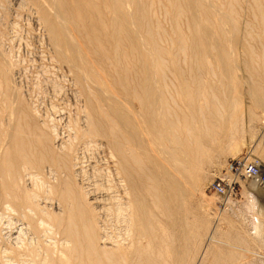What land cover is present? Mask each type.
Segmentation results:
<instances>
[{"label":"bare ground","instance_id":"bare-ground-1","mask_svg":"<svg viewBox=\"0 0 264 264\" xmlns=\"http://www.w3.org/2000/svg\"><path fill=\"white\" fill-rule=\"evenodd\" d=\"M23 1L25 2L24 4L22 3ZM231 1L228 2L229 4L227 6H229L228 7L229 10L228 12H226L227 9L224 7L226 9L224 10L223 8L224 4L222 5L217 4V2L214 0H170L171 2L170 4L172 5L168 4L170 5L169 8H171L172 6L174 9L173 12L171 11L173 13V16L172 15L171 16L175 24V31L173 30V26H172V30L175 32V33L173 32L175 36L171 39L172 41L169 39V37H167L168 40L170 41V45L168 44L165 45V43L167 42L165 39V43H163L165 37H163L164 35H162V34H165L163 33L164 28L160 29L162 30V34H160L161 31H159V33H156L158 32L156 31V29L162 26H160L161 23L158 21V19L157 21L155 19L154 22L156 23L158 22L160 23V25L158 23L157 24L153 23L152 18H151L152 12H150V10L153 7L150 8V3L153 2V0L152 1L151 0H22L21 3L23 4V10H25L24 7H27L26 5H28L29 8L28 7L27 8L30 9L33 13H31L27 9L30 12V15L28 14L29 12L27 13V11H26V14H28L29 16L34 14V19L36 20L37 23L32 22V21L31 22L36 24L35 26L39 25V23L40 25L44 26L45 30L47 31L49 40L50 42H52V45L55 49V54H57L59 59H62L68 63L71 69L75 72V73L74 72L72 73L76 75V78H78L77 80H79L80 82L81 92L85 98V99L83 98L85 101V106L83 108L84 110L82 109L83 110L82 113H84L83 115L84 117L82 121L84 120L85 124L83 127L84 129H82L81 131L79 129L77 130L76 128V131L79 132V136L76 139L78 140L79 137L82 138V140L85 139V141H87L88 144L85 143L86 145H83V141L81 144L80 143L81 140L78 143H80L82 146H85V147L87 145H90L89 144L90 142L101 144L103 149L106 147L105 152L106 154H108V156H109V153H111V155L116 158V163L114 164H116L117 166V177L119 180L118 190L119 191H118V195L113 196L112 198L116 197V200H114L116 201L114 202L115 204L114 207H116L115 209L116 212L114 213H116L115 215L117 219L123 224L122 226H124V231H125V234H124L125 237L122 236L124 238V241L122 240L120 241L121 238L119 237V235L116 236L119 240L117 241L115 239L116 240V241L114 240L115 243L113 242L110 244L109 242H106L108 239L105 238L106 237L105 235L102 236V238L101 237L98 238L97 235H98L99 230L97 231V234H96L95 229L93 228V225L91 224L92 221H90V218L89 219L85 218L87 215L88 209L86 208L85 204H81V201L79 202V198L80 197L83 198L84 196H81L80 192H77V190H74V188L70 186L69 184L71 183L70 181L68 182L66 179L61 178L63 177L61 175H64L63 173L61 175L58 174L60 178H58V175H57V178L58 180L60 179L59 180L60 183H58L59 185L55 186V190H59L60 194L58 198L56 196L57 199L55 200H57L58 203H60L62 206L61 208L62 217L58 218L56 221L54 220V218L58 216L50 214L52 215L50 217H52L53 218L52 220H54V222L50 220L51 222H53L52 224H50L51 222L49 223L51 226L50 229L52 230V233H51L52 235L50 236L51 241L48 242L45 239L48 243V244L45 243V246H43L44 244L42 246L37 244V246H39L38 248L45 247L44 248L45 256L43 255V257H41L42 259L40 260H39L40 257L38 258V255L36 257L40 261V263L38 264H183L186 261L185 254L189 253L193 245L195 247L198 245L199 242L202 241V239H200L203 234L202 231H204L203 228L205 227L207 228L208 221H205L204 219L206 216L205 217L201 216V209L199 208V206L193 205V202H192L193 200H195L193 199V196H195L194 194L197 190V186H198V183H200L199 180L201 178V177L199 178L200 167L198 166L195 168L192 166L195 163V160H199V158L202 155H204V153L206 152V149L210 148V147L206 148V145H204L205 142L203 144V140H204L203 138L205 137L206 139V137H208L205 135L214 136L218 134L220 127H219L218 122L213 121L217 123L218 125H216L213 122H210V117L208 118L207 114L205 115V111L207 108L205 109L206 107V106L204 107L205 102L204 101L202 102L201 100V99H205V97L202 96L200 100L197 99L198 101H201L204 104L203 106H201L199 103H198L199 105L196 103H193V99L194 101H197L195 100L194 96L196 95V93L202 90L201 88L205 86V83L207 82L206 79H208L209 76L218 75L217 73L221 74V76H223L222 74H227V73L231 74L240 67L239 64H237L234 61L235 60L234 53L236 50V48L234 49V46L235 47L237 46L238 48L241 46L240 45L241 42H239L238 39H235V35L237 34V32L239 33L240 32L246 33V32L239 31L240 30L239 25L237 26L236 25L237 21H235L237 20V18L233 19L231 16L233 15L232 14L233 9L236 8L237 10V7L234 6L235 3L233 4V2ZM153 4L154 2L152 3L151 6H153ZM238 8L242 10V8L240 7ZM257 9L259 10V13H260L259 18L261 17L262 25L264 28V7L260 4V5H257ZM189 12L192 14L190 18L188 17L190 20L188 23L187 32H190V33L187 36L185 32H183V29H184L182 28L183 24L182 23L180 24L182 26L181 27L179 25L180 23L179 21L187 13L190 14ZM169 14L170 12L167 15ZM251 16L252 15H250L249 17ZM185 17L186 16H184V18ZM251 20L253 21V19ZM244 21H245V18H244ZM246 21H248L247 18H246ZM246 21L242 25V27L247 26ZM250 21L248 22L251 23ZM186 23L187 22H185V24ZM252 26L251 28L250 27L249 28L252 29ZM43 33L44 35H46L45 32ZM253 35H250L251 38ZM165 36L167 35L165 34ZM247 37L246 39L248 41ZM255 37L256 36H254L253 39ZM162 38H163V41H162ZM256 39L259 40L260 38L259 39L256 38ZM262 39L263 37H261V40ZM250 41L251 40L249 39V42ZM255 41L254 43H256ZM259 42L261 43V41ZM52 45L50 44L49 46L52 47ZM240 48H241L240 51H244L242 50V47ZM3 50L4 49H1L0 52ZM1 54L4 55L5 53L3 52ZM244 54H246V52ZM257 54L255 53V55ZM259 55H262V54H259ZM248 57L247 59H249ZM3 58L4 57H2V59ZM8 59L9 58L4 59V61ZM167 59L170 61H167ZM247 59H244V60H247ZM55 60H58V59H55ZM1 61L2 60L0 59V62ZM168 62H170L169 66L167 65ZM6 63L8 64V62ZM182 63L185 65V67L184 65L182 67ZM1 64L2 65H0V101H1V104L3 103V105H8L9 100H11L10 92L12 90V85L10 81L7 80L6 74L7 75L9 74L7 72H9L10 68L7 66L9 68L8 69L5 66V64L3 63ZM95 64L97 65V67L95 66ZM246 64H247V61H246ZM98 66L102 70H99ZM247 67H248V64H247ZM247 67L243 66V68L240 67V69L245 70L247 69ZM259 67H260L259 68L260 70L262 65ZM255 69L257 70V68ZM243 71L241 70L240 73ZM244 72H246V70ZM244 72L243 74L247 75ZM230 74H227L226 76L229 75L231 77ZM9 76L10 75H8V78L10 79L12 76L10 77ZM226 76H223V77H226ZM260 76L262 77L263 75H260ZM215 77H218V76H215ZM5 79L6 81H4ZM210 83H213V79H212V82L210 81ZM215 90H217L216 93L219 91L218 89H215ZM215 90L213 94H215ZM252 90L253 89H251V92ZM203 92H204V89H203ZM205 93H202V94H205ZM208 93H210V91ZM211 93L209 95H211ZM255 94L253 95L252 93V96H255ZM216 96L218 95L216 94ZM259 97L261 96L259 95ZM259 97H256V96L252 97L253 98L252 101H254L255 98L258 99ZM181 99H183V102H181L182 101ZM207 99L208 97L206 98V100ZM258 100L257 102H255L256 100L254 102L258 103L259 104L258 106H260V103L263 102V99L261 100L262 102L260 101V103ZM13 101H10V102H13ZM181 103L182 104L185 103L186 106L184 104L183 106H181ZM255 103L253 104L254 105L253 108L256 109L257 105L255 106ZM263 104L264 103H262V105ZM184 106L186 107L185 110L187 109V111L183 110ZM208 106H209L208 108L210 109V103ZM219 106H221V104ZM3 107H2V110H3ZM6 108L10 109L9 107L5 106V110H7ZM0 111H1V108H0ZM211 112L213 114V109ZM219 112H220V109L218 110V113L216 114L220 115ZM15 113H12V114L16 115ZM4 114L5 113H3L2 115ZM216 114L214 116H216ZM6 116L7 114L4 116V119ZM217 117H215V119ZM206 118H208L209 120L207 119L205 123L204 120ZM217 120L218 121L220 120L219 122H221L220 118H218ZM5 121H8V120H5ZM10 121H11V116H10ZM1 123H0V137L2 138V135L4 137L5 135H7L8 138L5 137L6 138L5 141L7 140L9 147H10L9 143L11 141V138H12V141L15 140L16 142L14 143L13 141V144L15 145L17 149L16 155L19 157V159H22V160L26 159L27 156L25 153L26 151H25L24 144H23V147L22 146L21 148L19 147L21 143L24 142V135L25 137L27 136L25 132H24V135H21L22 126L20 125L19 126L20 130H18V127L14 129L15 128L13 126L14 121L13 122L11 121L12 125L10 124L9 121L5 123V126H2L4 124L1 125ZM221 123H223V121ZM226 126L228 127V125ZM34 129L36 128L34 127L33 131ZM222 129L223 130L221 131L224 132L225 128L223 127ZM19 131H21V133ZM227 132H228V128H227ZM41 135L42 134H40V136ZM233 135L235 134L233 133ZM33 137L35 138V136ZM51 138L52 137H49L50 140ZM53 138L55 140L57 137L55 138L53 136ZM211 139L213 142V138ZM220 139L221 138L219 137V142H220ZM27 140H28V137H27ZM41 140H43V138ZM1 141L3 142V139ZM73 141L75 142V139H73ZM204 141L209 142V139L207 138V140H204ZM45 142L47 143V140ZM209 144H212V143H209ZM63 145L64 147H66L65 143ZM63 145L61 146L63 147ZM93 145L94 143L91 144V146ZM43 147L45 148V146ZM33 148H35V146ZM40 148H42V146ZM51 148H52V145H51ZM10 149L11 148H9V151ZM13 149L16 150L14 146H13ZM106 149H108L109 153H107L108 151H106ZM76 151L78 152V150ZM10 152H13V151L11 150ZM63 152L64 151L62 150V153H61L62 157L65 158V156L63 155ZM67 152L68 151H65L64 153H67ZM4 153L7 154L8 152H3V154ZM48 153L50 152L48 151ZM48 153L45 151L44 156H46V154ZM30 155H31L30 157H33L31 152H30ZM112 156H109V158H111ZM7 157L5 155V158ZM30 159L28 162H31ZM33 159L35 160L34 157ZM36 160H35V163H36ZM4 161L6 162H3L0 165V171H1L0 177H2L1 182L3 185L2 187H4L3 189L4 196H6V199H8L7 196L13 197L14 202H17V204H20L22 206L31 204V207H32L33 204L31 203L32 198L30 194L24 193L26 195V198H22L21 200H18L19 195L17 196L14 194L18 192V191L14 192V186L15 185L17 186V184L14 183L16 182L14 181V179L19 177V175L17 176V174H19L18 169L20 167L17 168V166L14 165L16 166L17 168L16 169L11 163H7L8 161L7 159L6 160L4 159ZM24 161L26 160H23V162ZM40 161L41 160L39 159V163ZM112 161H114V159ZM35 165H38V161ZM57 165L58 164H56V166ZM68 165L75 166V165H70V164H67L65 166H68ZM113 170L111 171V168H110L111 172H113ZM73 171L75 170L73 169ZM76 171L74 173H76ZM80 171H83V169L82 170L80 169ZM64 172H66V170H64ZM68 173H70V171L66 172V174ZM107 175L106 177H108ZM32 177H34V174ZM74 177L76 178V176ZM69 178H71V175ZM44 180L46 179L44 178ZM54 180L52 182H55ZM58 180H56V182H58ZM49 182H47L49 184V185L47 184L48 188H50L51 186ZM251 183H252V187L257 190L259 196L264 199V186H261L254 181H252ZM18 185L20 186L19 183ZM42 185L43 184L41 185L39 184L38 188H43ZM17 188L19 187L17 186ZM51 189H50V192H51ZM116 189H115V192H116ZM52 190H53L52 192L55 191L54 189ZM98 190H101V189H98ZM105 190H106V187H105ZM110 190L112 189L110 188ZM198 190H199V186H198ZM1 192L2 191L0 189V193ZM89 192L91 193V191ZM112 195H110V197ZM34 200H33V203H34ZM10 203H12V206L15 204V203L13 204V202H10ZM6 205H3V206H6ZM34 205L36 204L34 203ZM8 206H10V204ZM258 206L259 208L261 206V209H262L261 211L260 209L258 210L259 215H262L264 217V204L262 205L261 203H259ZM87 207H90V206H87ZM17 209L18 208L16 207L15 210ZM30 210L33 212L34 209L30 208ZM35 210L36 211L38 210L40 212L41 211L45 212L39 206H37V209ZM31 214L30 216L32 217ZM33 214L35 215L36 213H33ZM46 214L48 216V213ZM94 219L96 220V217ZM40 220H42V218ZM42 222H40V224ZM215 226L216 225H214V227ZM38 227L39 226H36V228ZM254 228L256 229L257 234L259 235L261 234L264 236V221L259 222ZM60 235H62V238L60 239L62 243L60 242V245H59L58 236ZM100 239L101 240L103 239V240L101 241ZM39 240L40 239H38L37 241L39 242ZM99 240L101 243L99 242ZM42 242H44V240H42ZM42 242L40 240L39 243L41 244ZM108 244L109 245L113 244V245L110 247L108 246ZM207 244L209 243L207 242L206 245ZM28 245L31 246V243ZM200 245L202 246V244L199 243V246ZM207 246H209L208 248L211 247L210 245H207ZM58 247H60V249ZM200 248L197 251L193 250L196 253V255L198 254V251H200ZM23 249L25 250V246ZM32 249L34 250L35 247H33ZM26 250L28 251L27 252L28 254H30L29 252L31 251V254L34 252L35 253L34 256H36V253H37L35 252L36 249L33 252L32 250H28L27 248ZM41 250L42 248L39 250V252ZM193 251L191 250L192 254H193ZM221 251L223 252L224 250L221 249ZM25 252L26 251H24V253ZM11 253H13V251H11ZM204 254L208 255V252H206V248L204 249L203 255ZM22 255L24 254L22 253ZM206 257L209 258L208 256ZM202 261L204 262V260ZM202 261L200 260V262ZM195 262L197 261H194V263ZM206 262H207V259H206ZM216 262L219 263L221 261H216ZM30 263L34 264V262L33 263L29 262L25 264H30ZM250 263L254 264L255 262L253 263V260H252ZM260 263L261 262H259V264Z\"/></svg>","mask_w":264,"mask_h":264},{"label":"rangeland","instance_id":"rangeland-1","mask_svg":"<svg viewBox=\"0 0 264 264\" xmlns=\"http://www.w3.org/2000/svg\"><path fill=\"white\" fill-rule=\"evenodd\" d=\"M167 1H169V2H167ZM167 1L166 0H153L155 5L153 4V6H151L153 2L150 3V8H152V7L154 8V9L152 8L153 10L151 9L150 12H152L151 18H152L153 23H156V22H154V20L156 19V21H157V19H158V21L161 23V25H160V23H158V22L157 23L160 26H162V27H159L156 29V31H158V32H156V31L155 32L159 33V31H161L160 34H162V30H160V29L164 28L163 30L165 32L163 31V33H165L167 36H165V34H162V35H164L163 37H165L164 41L162 38V41H163V43H165V39H166L167 43H165V45H167V44L170 45V41L168 40L167 37H169V39L171 40L175 36V34H174L175 33L174 32L175 31V24L172 20V16H173L172 12L174 9L172 6H171V8H169L170 5H172V4H170L171 3L170 0H167ZM214 1H216L217 4H220V5L224 4L223 8L225 7L227 10L225 8H224V10H226V12H228L229 6H227V5L229 4L228 2L231 0H229V1L228 0H214ZM237 1L236 0L231 1V2H233V4L235 3L234 6L237 7V10H236V8L233 9V13H232L233 15H231V16L233 19L237 18V20H235V21L238 22V23L236 22V25L237 26L239 25V28H240L239 31L246 32V33L237 32V34L235 35V39H238V41L241 42L240 47H242V50H244L246 52V54H244L245 53L244 51H240L241 50L240 47L238 48L237 46L236 47L234 46V49L236 48V50H237V51L235 50V53H234V59H235L234 61L237 64H239V66L241 68H243V66L247 67V64H248L249 69L247 67V69H245L246 72H244L245 70L240 69V67H239L238 69H240V70L237 69L235 72H233L231 74L227 73V74H230L231 77L229 75L226 76L227 74H222L223 76H226V77H223L219 73H217L218 75H211L208 78L209 80L206 79L207 80V82L205 83L206 87L204 86L203 88H201L202 90H200L194 96L195 100H197V99L200 100V98H202V96L205 97V99H201L202 102L203 101L205 102L204 103L205 105L201 101H198V100L194 101V99H193V103H196V104L199 103L201 106L204 105V107L206 106L205 109L207 108L206 109L207 112L205 111V115L207 114V117L208 118L210 117V122H213V121L218 122L220 128H219L218 134H216L214 136L205 135L208 137H206V139L204 137L203 139L207 140V138H208L209 142L203 140V144L205 142L204 145H206V148H209V147L210 148L206 149V152L204 153V155H202L199 158V160H195V163L192 166L195 168L198 166L200 167L199 178L201 177L199 180L200 183H198L199 190H198V186H197V190L194 194L195 196H193V199H195V200H193L192 202H193V205L199 206V208L201 209V216H203V217L206 216L204 219H205V221H208V222H207V228L206 227L203 228L204 231H202L203 234H202V237L200 238V239H202V241L199 242L200 244H202V246L200 245L201 248L199 246V243L197 246L194 247V245H193L191 247L192 251L193 250L197 251L200 248L201 252L198 251V254H197L200 257H198L194 251H193V254H194L193 255L191 250H190L189 253H187L188 255L185 254L186 261L184 259L185 263H183V264H186V263L187 264H189V263L190 264H200V263L201 264H206V263L207 264H249L252 260H253V263L255 262L254 264H259V262H261L260 264L264 263V236L261 234L260 235L257 234L256 229L254 228L259 222L264 221V217L262 215H259V211H258L259 209H260V211L262 210L261 206L259 208L258 205H259V203H261L263 205L264 199L262 197H260L257 190L252 187V183H251L252 181L244 178L243 176H239V177L234 176L236 178V179L234 178V181L236 182V189H235V192L231 196L219 195V194H216L214 192V190H210V187L212 186L213 182L216 179H218V178H232L233 177V175L230 171L229 163L237 157L247 156V157H250V159H255V160L259 161L264 166V115H263L264 114V107H263L264 104L262 105V103H264V84H263V82H264V80H263L264 79V50H263L264 49V42H263L264 41L263 40L264 35H262V34H264L263 33L264 28L262 25L261 17L259 18V16H260L259 10L257 9V5H260V4L264 7V2H263L264 0L263 1L262 0H247V2H246V0H237ZM0 2H2V3H0V32H1L0 33V44H1L0 50L4 49L3 51L0 52V59L2 60L0 62V65H2L1 63L5 64L6 62H8L9 65L6 63L5 66L6 67L8 66L10 68L9 69L7 67L9 69V72H7V73H9L8 75L12 76L9 79L8 75L6 74L7 80L10 81V83L12 85V90L10 92V95H11L10 99L11 100H9L8 105H3V103L1 104V101H0V104H1L0 105V108H1L0 115L3 116V117L0 116L1 117L0 121L3 122V123H1V122L0 123H1V125L4 124L2 126H5V123L8 121L10 122V124H11V121L12 122L14 121V123L17 122L16 124L13 123V126L15 127L14 129H16V127H18V130H20L19 126L21 125L22 126V128H21L22 133H21V131H19V132L21 133V135H24V132L27 135L26 137L24 135V142L21 143V145L19 146L20 148H21V146L23 147V144L25 146L26 152L25 151L24 152L26 153L27 157H26V159H23V160H26L24 162L22 159H19V157L16 155L17 149H16L15 145L13 144V141H14V143L16 141L15 140L12 141V138H11V141H12V143H11V141L8 140V141H10V143H9L10 147H9L7 140L5 141V139L8 138L7 135H5L6 138L3 135H2V138L0 137L1 138L0 139V142H1L0 148L2 149V150L0 149V154L2 153L0 156V165L3 162H6V161H4V159L5 160L7 159L8 160L7 163H11L13 166L16 165L17 168L20 167L18 169L19 174H17V176L19 175V177L14 179V181H16L14 183H16L20 189L17 188V186L14 184L16 186V187L14 186V192L18 191L17 193H14V194L17 196L19 195L18 200H21L22 198H26V195L24 193L30 194V196L32 198L31 203L33 204V206H35V207L32 206L33 207L32 208L31 204L30 205H23V206L20 204H17V202H14L13 197L7 196V198L9 200L6 199V196H4V194H3L4 187H2L3 185L1 182L2 177H0V183H1L0 189L2 191L0 193V264H25V263H29V262H32V263L34 262V264H38V263H40L39 260L42 259L41 257H43V255L45 256V252H44L45 247L38 248L39 246H37V244H39L41 246L44 244L43 246H45V243L48 244L47 241L48 242L51 241L50 236L52 235L51 234L52 230L50 229V227H51L50 224H52L54 222V220L57 221L58 218L62 217V210H61L62 206L60 203H58L57 200H55L58 198V196L60 194L59 190H55V186L59 185L58 183H60L59 182L60 179L58 180V178H60L59 175H61L62 173L64 175H61V176H63L61 178L66 179L68 182L70 181L73 185L72 186L71 183H69L70 186L72 188H74V190H77V192H80L81 196H84L83 198L82 197L79 198V202L81 201V204H85L86 208L88 209L87 211L89 213L87 212V215L85 218H87V219L90 218V221H92L91 224L93 225V228L95 229L96 234H97V231L99 230L97 237L102 238V236L105 235L106 236L105 238L108 239L106 242H109V244H110L113 242L115 243L116 240L118 241L119 239L116 236L119 235V237L121 238L120 241L121 240L124 241V238L122 237V236L125 237L124 226H122L123 224L117 219V217L115 215L116 213H114V212H116L115 211L116 207H114L115 206L114 202H116L114 200H116V197H114L115 199L112 198L113 196H117L118 191H119L118 190L119 189V180L117 177V166H116V164H114V163H116V158L113 157L111 155V153H109L108 149H106V151H108L107 153H109V156H112L111 158H109L108 154H106V152H105L106 147L103 149L101 144L93 142L94 143V145H93L94 148H93V146H91V144H93V143L90 142L89 143L90 145H87L88 146V148H87V146L85 147V146L81 145L82 141H83V145L88 144L87 141H85V139L82 140V138H80V137L78 138V140L76 139L79 136V132L76 131V128H77V130L79 129L80 131L82 129H84L83 127H84L85 121L84 120H83L84 122L82 121V119L84 117L83 116L84 113H82V112H83V110H84L83 108L85 106V101H84L85 98L81 92L80 82H79V80H77L78 78H76V75H74L75 72L71 69V67L68 65L67 62H65L62 59H59L57 54H55V49L52 45V42H50V40H49V37L47 35V31L45 30L44 26L40 25V23H39V25H37L38 26V28H37V26H35L36 24L32 23V22H35V23H37V22L34 19V14L31 15L32 17L29 16L30 12L31 13H33V12L30 9H28L29 8L28 5L25 4L28 8L24 7L25 10H23V4L25 3L24 1L22 2V0H3V1L0 0ZM5 3H7V4H5ZM166 4H167V6H166ZM168 4H170V5H168ZM238 4L241 5L242 7L239 6ZM21 7H22V9H21ZM238 7L242 8L243 11L241 9H239ZM254 8H256L257 10ZM169 9H170V11H169ZM26 11H27V13L29 12L28 13L29 15L26 14ZM165 11H167V12L169 11L170 14L167 15L169 12L167 13ZM153 12H155L156 15ZM252 12H254L256 14H254ZM237 13H239V14H237ZM191 14L192 13H190V14L187 13L186 15H184L186 17L184 18V16H183L184 19L181 18L179 21L180 22L179 25L181 23L183 24L182 25L183 27L181 25L180 26L182 28H184L183 32H185V34L187 36L190 33V32H187V30H188L187 28H188V23L190 20L189 18L191 17ZM250 15H252L251 16L252 18L249 17ZM233 16H235V17H233ZM186 18H187V20H186ZM244 18H245V21H246V18L248 21H250L251 19H253V21L251 20L250 21L251 23L246 21L247 26L242 27V25L245 23ZM4 20H6V21H4ZM184 20H185V22H187L186 24H185ZM240 20H241V22H240ZM172 26H173L174 31L172 30ZM251 26H252V29L254 28L253 30L250 29ZM185 27H186V29H185ZM256 29L258 30V32ZM43 32H45L46 35H44ZM170 33H171V35H170ZM242 33L244 34V36ZM258 33H259V35H258ZM250 35H253L252 38ZM254 36H256V37L253 39ZM260 36L263 37V39H262L263 41L261 40ZM43 37L46 39H44ZM246 37L248 38V41H247ZM256 38H258V39L260 38V39L257 40ZM249 39L251 40L250 42H249ZM48 40H49V42H48ZM254 41L256 43H254ZM259 41H261V43ZM50 44L52 45V47L49 46ZM249 44H251V45H249ZM250 49H252V50H250ZM260 49H261V51H260ZM258 50H259V52H258ZM262 51H263V53H262ZM3 52L5 53L4 55L1 54ZM255 53L256 54L258 53V54L255 55ZM259 54H262V55H259ZM248 55H249V57H248ZM242 56H243V58H242ZM261 56H263V57H261ZM2 57H4V58L2 59ZM247 57L249 59H247ZM7 58H9V59L4 61V59H7ZM55 59H58V60H55ZM244 59H247V60H244ZM258 59L261 61H259ZM167 61H170V60L167 59ZM240 61H241V63H240ZM246 61H247V64H246ZM260 64L262 65V67L259 70V68H260L259 66H261ZM167 65L169 66L170 62H168ZM183 65L184 64L182 63V67H183ZM95 66L97 67L96 64H95ZM184 67H185V65H184ZM98 68H99V70H102L99 66H98ZM255 68H257V70ZM241 70L242 71L244 70L243 72L246 73L247 75L243 74V72L240 73ZM248 70H250V71H248ZM238 71H239V73H238ZM259 71L261 74L259 73ZM72 72H74V73H72ZM248 72H249V74H248ZM100 74H101V72H100ZM260 75H263V76L261 77ZM212 76H214V77H212ZM215 76H218V77H215ZM210 77H211V79H210ZM12 78L14 79V81ZM212 79H213L214 84L210 83V81L212 82ZM4 81H6V79ZM233 82L235 83V85ZM13 84H15V85H13ZM261 84H262V86H261ZM259 86H261L262 88ZM254 87H255L256 91H255ZM206 88L209 90H207ZM203 89H204V92H203ZM213 89L214 90L218 89L219 91L216 93L217 90H215V94H213V92H214ZM251 89H253L252 92H251ZM209 91H210V93L212 92L211 95H209L210 94V93H208ZM202 93H205L206 95L202 94ZM252 93H253V95L256 93L255 94L256 97H259V95L262 97L263 102L261 101L262 100L261 97L258 98L259 100L257 98L254 99V101L256 100L255 102H257V100L259 101V103H260V101L262 102V103H260V106H258L259 105L258 103H255L254 101H252L253 100L252 97H255V96H252ZM216 94L218 96H216ZM198 95H199V97H198ZM206 96L208 97L209 101H208V99L206 100V98H207ZM209 97L211 98V100ZM217 97H218V99H217ZM182 98H183V96H182ZM181 100H182L181 102H183V99H181ZM10 101H13V102H10ZM207 101H208V103H207ZM215 102L216 103L218 102L217 103L218 105ZM11 103H12V105H11ZM209 103H210V109L211 110L208 108ZM254 103H255V106L257 105L256 109L253 108ZM4 104H6V103H4ZM183 104L186 106L185 103H183ZM183 104L181 103V106H183ZM196 104H195V106H196ZM220 104L222 107L219 106ZM261 105H262V107H261ZM1 106L2 107L4 106L3 110H2ZM5 106L10 108V109L6 108L9 111L5 110ZM185 106H184L183 110H185V108H186ZM217 106L220 109V112H219L220 115L216 114V113H218V110H219L217 108ZM212 109H213V114L211 112ZM185 111H187V109ZM2 112L5 114L2 115L3 114ZM10 112H12V113L17 112V113H15L16 115H13ZM22 112L24 113V115ZM6 114H7V116L4 119V116ZM215 114H216V116H214ZM12 115H13V117H12ZM10 116H11V121H10ZM217 116H219V117H217ZM220 116L223 118H221ZM215 117H217V118L215 119ZM227 117H228V119H227ZM208 118H206L204 120L205 123H206ZM218 118H220L221 122L223 121V123L219 122L220 120L218 121L217 120ZM5 120H8V121H5ZM215 122H213V123H215ZM26 123H27V125H26ZM215 124L218 125L217 123H215ZM236 124H237V126H236ZM226 125H228V127ZM222 126L225 128L224 132L221 131V130H223ZM225 126L228 128V132H227V128ZM25 127H27V128L29 127V128L27 129ZM34 127L36 129H34V131H33ZM79 127H81V128H79ZM221 132H223V133H221ZM33 133H34V135H33ZM219 133H221V134H219ZM224 133H226V134H224ZM233 133L235 135H233ZM40 134H42V135L40 136ZM33 136H35L36 139ZM53 136L55 138L57 137L55 139L56 141L54 140ZM218 136L221 138L220 142H219ZM27 137H28L29 142L27 140ZM49 137H52L53 139L51 138V140H50ZM30 138H31L32 142H31ZM42 138H43V140H41ZM211 138H213V142H212ZM2 139H3V142L1 141ZM45 139L47 140V143L45 142L46 141ZM73 139H75V142L73 141ZM215 139H217V140H215ZM4 141L7 143H5ZM79 141L81 144L78 143ZM41 142H42V144H41ZM48 142H50V143H48ZM66 142H67V144H66ZM72 142H73V144H72ZM29 143H30L31 147H30ZM62 143L63 144L65 143L66 147H64V145ZM209 143H212V144H209ZM59 144H60V146L63 145V147L61 146V148H60ZM96 144H98V145H96ZM12 145L14 146V148L16 150L13 149ZM33 145L35 146V148H33L34 147ZM51 145H52V148H51ZM67 145H68V147H67ZM75 145H77L78 147ZM210 145H212V146H210ZM38 146H40V147L42 146V148H40ZM43 146H45V148ZM89 146H91V147H89ZM8 147L11 148L10 151L12 150L13 152H10ZM53 147H54V149H53ZM76 147H77V149H76ZM95 147L96 148L98 147V148L96 149ZM7 148H8V150H7ZM38 149H40V150H38ZM28 150H29V152H28ZM47 150L53 155L48 153ZM62 150L64 152L68 151L67 153L63 152V155L65 156V158L62 157V154H61ZM76 150H78V152ZM45 151L50 156L48 154H46L47 157L44 156ZM3 152H8V153L10 152L9 153L10 155L8 153L7 154L4 153L6 155V157L8 156L7 158H5V155L3 154ZM30 152L33 155V157L35 158V160L37 159L36 163L38 161V165H35L36 164L35 160L33 159V157H30L31 156ZM73 152H74V154L76 152L77 153L74 155ZM11 154H12V156H11ZM13 155H14V157H13ZM53 156L57 159H55ZM69 156H71V157H69ZM42 157H43V159H42ZM30 158H32V159H30ZM15 159H16V161H15ZM29 159L31 160V162H28ZM39 159L41 160L40 163H39ZM113 159H114V161H112ZM53 161H55V162H53ZM67 161H68V163H67ZM16 162H17V164H16ZM49 163H51V164H49ZM111 163L113 164V166ZM20 164H21V166H20ZM52 164L54 167L52 166ZM56 164H58V165L56 166ZM67 164L75 165V166H69V165L65 166ZM16 166H14V167L16 168ZM35 166L36 167L39 166V167L36 168ZM69 168H70V170H69ZM110 168H111V171L113 169H115V170H113V172H111ZM73 169L75 171L77 170L76 173L78 171L79 172L76 174V173H74L75 171H73ZM80 169L81 170L83 169V171H80ZM61 170H62V172H61ZM64 170H66V172L70 171V173H68L69 175L66 174V172H64ZM58 171H59V173H58ZM72 172H73L74 176H76V178L73 176ZM0 173H1V171H0ZM20 173H21V175H20ZM33 174H34V177H32ZM111 174H112V176H111ZM57 175H58V178H57ZM70 175H71V178L73 180L74 179H76V180L73 181L71 178H69ZM106 175L108 177H106ZM19 178L21 181L19 180ZM35 178H37V179H35ZM44 178L46 180H44ZM52 179L53 180L56 179V180H58V182H56V180H54L55 182H52L53 181ZM50 180H52V181H50ZM47 182H49L51 184L50 188H48L49 184ZM109 182H110V184H109ZM18 183L20 184V186L18 185ZM37 184L38 185L43 184L42 185L43 188H38ZM115 186L117 187V189ZM94 187H95L96 191H95ZM105 187H106V190H105ZM51 188L54 189L55 191L52 192L53 190ZM110 188L112 190H110ZM50 189H51V192H50ZM56 189H57V187H56ZM98 189H101V190H98ZM115 189H116V192H115ZM57 191H58V193H57ZM87 191H88V193H87ZM89 191H91V193ZM109 191L110 192L113 191V192L110 193ZM51 193H52V195H51ZM110 195H112V196L110 197ZM56 196H57V198H56ZM99 196H101V197H99ZM19 197H20V199H19ZM10 200H12V201H10ZM33 200H34V203L36 205H34ZM9 201L13 202V204L15 203L14 205H16V206H14V205L12 206V203H10ZM6 204H8V205L10 204V206H8ZM201 204H202V206H201ZM3 205H6V206H3ZM18 206L21 207L22 211H21L20 207H18ZM37 206H39L45 212H43V211L40 212L38 210L36 211L35 209H37ZM87 206H90V207H87ZM91 206H93V207H91ZM16 207L18 208L17 210H15ZM30 208L34 209L33 212L30 210ZM92 208H93V210H92ZM23 209H25V210H23ZM89 210L92 212H90ZM51 212H53V213H51ZM25 213H27V214H25ZM33 213H36V214L34 215ZM46 213H48V216ZM91 213H93V214H91ZM30 214L32 215V217L30 216ZM50 214L57 215L58 217H56V218H54V220H52L53 218L50 217V216H52ZM95 217H96V220L94 219ZM41 218H42V220H40ZM91 218H92V220H91ZM50 220H52L53 222H51ZM94 220H95V222H94ZM40 222H42V223L40 224ZM35 225L39 226V227L36 228ZM214 225H216V226L214 227ZM39 234L40 235L42 234V235L40 236ZM43 234H44V236H43ZM114 237H116V238H114ZM61 238H62V235L58 236L59 245L61 242V240H60ZM110 238H111V240H110ZM38 239H40L41 242H42V240H44V242H42L40 244L39 243L40 240H39V242L37 241ZM212 239H214V240H212ZM100 240H99V242H100ZM52 241H53V239H52ZM36 242H38V243H36ZM207 242L209 243L207 245H210L211 246L210 248H212V249L208 248L209 246L206 245ZM210 242H212V243H210ZM30 243H31V246L28 245ZM109 244H108V246H110V247L113 245V244H111V245H109ZM23 245L25 246V250L23 249L24 248ZM27 245L30 247V249ZM4 247H6V248H4ZM33 247H35V249L37 250L36 251L34 249L35 252L38 253V254L36 253V256H34L35 253L33 252L34 251L32 249ZM26 248L28 250H32L33 253L31 254V251H30L29 253L31 255L28 254L27 253L28 251L26 250ZM41 248H42V250L40 251L41 252L40 253L39 250ZM58 248L60 249V247H58ZM205 248H206V252H208V255L207 254L203 255ZM221 249L224 250L225 252L224 251L222 252ZM11 251H13V253H11ZM24 251H26V252L24 253ZM220 251L222 252V254L223 253L224 254L222 255ZM22 253L24 255H22ZM19 254H21V255H19ZM226 254H227V256L228 255L229 256L227 257ZM37 255H38V258L40 257L39 260L36 258ZM201 255H203V256H201ZM206 256H208L209 258H207ZM211 257L213 258V260ZM24 258H25V260H24ZM187 258L189 259V261ZM206 259H207V262H206ZM221 259H223L224 262ZM198 260H199V262H198ZM200 260L201 261L204 260V262L203 261L200 262ZM194 261H197L198 263L197 262L194 263ZM216 261H221V262L218 263Z\"/></svg>","mask_w":264,"mask_h":264},{"label":"built area","instance_id":"built-area-1","mask_svg":"<svg viewBox=\"0 0 264 264\" xmlns=\"http://www.w3.org/2000/svg\"><path fill=\"white\" fill-rule=\"evenodd\" d=\"M229 166L233 177L218 178L210 187V190H214L216 194L231 196L236 189L234 178L239 176L264 186V167L259 161L247 156H240L232 160Z\"/></svg>","mask_w":264,"mask_h":264}]
</instances>
